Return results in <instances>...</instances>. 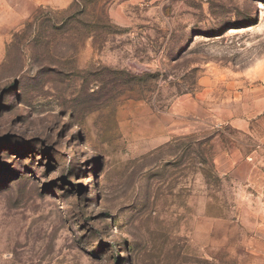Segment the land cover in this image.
Here are the masks:
<instances>
[{"label": "rangeland", "instance_id": "1", "mask_svg": "<svg viewBox=\"0 0 264 264\" xmlns=\"http://www.w3.org/2000/svg\"><path fill=\"white\" fill-rule=\"evenodd\" d=\"M0 264H264V0H0Z\"/></svg>", "mask_w": 264, "mask_h": 264}, {"label": "crops", "instance_id": "2", "mask_svg": "<svg viewBox=\"0 0 264 264\" xmlns=\"http://www.w3.org/2000/svg\"><path fill=\"white\" fill-rule=\"evenodd\" d=\"M221 157H218L214 162L216 164V169L218 170L219 174L222 175H229L234 180L244 181L247 178L248 171L250 169V164L248 161L240 158L237 160L229 159V168L226 171L220 169Z\"/></svg>", "mask_w": 264, "mask_h": 264}]
</instances>
